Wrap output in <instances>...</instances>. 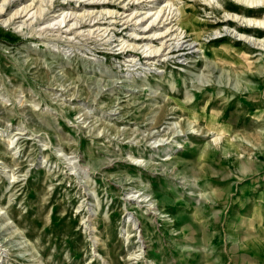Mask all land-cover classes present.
<instances>
[{"label":"rangeland","instance_id":"rangeland-1","mask_svg":"<svg viewBox=\"0 0 264 264\" xmlns=\"http://www.w3.org/2000/svg\"><path fill=\"white\" fill-rule=\"evenodd\" d=\"M105 1L0 0V264H248L264 30L219 38L234 0Z\"/></svg>","mask_w":264,"mask_h":264},{"label":"bare ground","instance_id":"bare-ground-1","mask_svg":"<svg viewBox=\"0 0 264 264\" xmlns=\"http://www.w3.org/2000/svg\"><path fill=\"white\" fill-rule=\"evenodd\" d=\"M35 1V0H34ZM43 1V0H42ZM48 1H50V0H48ZM140 1V0H139ZM153 1H156V0H153ZM206 1V0H205ZM235 2V4L238 6H234L233 7V11H228V10H226L225 9V7H224V11H225V18L223 19V21H222V23L224 24L222 27V29L220 30V36H219V38H223V37H226V36H231V35H233L234 34V31H231V30H229V29H226L225 28V25H233V26H235L234 27V29L235 30H237V31H240V29H242L243 27L244 28H249V29H251V28H253V29H261V30H264V18L262 19H259V18H257V17H250V16H248V15H246L249 11H247L248 9H259V8H264V1L263 0H234ZM207 2V1H206ZM44 3V2H43ZM42 3V4H43ZM104 4H109V2L107 1H105L104 0V2H103ZM31 4V3H30ZM93 4H96V3H93ZM30 6V5H29ZM172 6V5H171ZM240 6V7H239ZM27 8H30V7H28V5H27ZM42 8V7H41ZM173 8V7H172ZM25 9V8H24ZM168 9V8H167ZM237 9H240L239 11H236ZM26 10H28V9H26ZM159 10H161V8L159 9ZM185 10V9H184ZM23 11V10H22ZM39 11V10H38ZM223 11V12H224ZM29 12H30V10H29ZM41 12V11H40ZM94 12V11H93ZM161 12V11H160ZM172 12V11H171ZM180 12V11H179ZM214 12H220V11H218V10H216V9H214ZM158 13V12H157ZM165 13H167V12H165ZM239 13H242L243 15H241V14H239ZM17 14V13H16ZM22 14H23V12H22ZM26 14V13H25ZM33 14V13H32ZM89 14L91 15V13L89 12ZM88 14V15H89ZM110 14V13H109ZM160 14V13H159ZM194 14V12H191V15L190 14H187V13H183V12H181V13H179V17H178V20H179V22H178V24H179V28H181L183 31H185V33L188 35V32H189V28L190 29H192V30H194V28L192 27H190L189 25L191 24V21H192V19H193V17H192V15ZM40 15H41V13H40ZM74 15V14H73ZM77 15V14H76ZM155 16L157 15L156 13L154 14ZM154 15H152L150 18H152ZM169 15H170V13H169ZM196 15V14H195ZM241 15V16H240ZM63 16V15H62ZM68 16V15H67ZM159 16V15H158ZM164 16H165V14L162 16V18L160 19V21L161 22H159V24L160 25H163V27H166V26H169V25H171V23H172V18L170 19L171 21L170 22H168V20H169V16L168 17H166V20L164 19ZM23 17V16H22ZM29 17V16H28ZM157 17V16H156ZM65 18V17H64ZM70 18V17H69ZM75 18V17H74ZM84 18V17H83ZM91 19H92V21H96L98 18H92L91 17ZM122 19V18H121ZM153 20L155 19V18H152ZM64 20V22H66L65 20L66 19H63ZM163 20V21H162ZM62 21V20H61ZM60 21V22H61ZM69 21V20H68ZM89 21V20H88ZM91 21V22H92ZM121 21V20H120ZM119 21V22H120ZM112 22V21H111ZM118 22V23H119ZM126 22H127V20H126ZM125 22V23H126ZM99 23V21H97V23L96 24H98ZM137 23V22H136ZM60 24H63V22L62 23H60ZM96 24H94L93 26H95ZM135 24V23H134ZM152 27H154L155 26V21H152ZM150 24V25H151ZM58 25V24H57ZM49 26H51V25H49ZM48 26V27H49ZM62 26V25H61ZM157 26V25H156ZM65 27H68V24L65 26ZM73 27H74V25H73ZM69 28H71V26L69 27ZM175 28V27H174ZM145 30V29H144ZM195 32H196V35H195V39H194V41L195 42H197L198 40H197V38L198 37H200V35H201V32H199V31H196V30H194ZM255 31V30H254ZM91 32V31H90ZM166 32H169V28H167L166 29ZM259 32V31H258ZM81 33V32H80ZM198 33V34H197ZM242 33V35H240L239 36V38H238V40H240V41H244V42H249V43H251V44H253V45H259L261 42H257L256 40H254V39H252L250 36V34H247L246 32H241ZM259 34V33H258ZM158 35V34H157ZM165 35L163 34L161 37H158L157 36V38H162V37H164ZM218 36V35H217ZM155 37V36H154ZM188 36H186V37H184V39L186 40V38H187ZM173 38V37H172ZM218 38V37H217ZM167 39V38H166ZM175 39H176V37H175ZM178 39V38H177ZM109 40V39H108ZM168 40V39H167ZM170 40V39H169ZM182 40V39H181ZM163 42H164V40H163ZM188 42H190V39H188V40H186V41H183V42H181L180 44L178 43L176 46H175V48H179V49H177L178 51H187V48L185 47L186 46V43H188ZM166 43V42H165ZM175 43H177V42H175ZM161 44H163V43H161ZM189 45V44H188ZM126 46V45H125ZM163 46H165V45H163ZM138 48V47H137ZM165 48V47H164ZM167 48H171V46L170 45H167ZM125 49V48H124ZM135 49H136V47H135ZM140 49V48H139ZM160 51H161V49H159ZM156 51H157V49H156ZM136 52H138V51H136ZM147 52V51H146ZM149 52V51H148ZM148 52H147V54L145 55L146 57H149V58H151L152 56H157L156 54H153V52L152 53H150V54H148ZM158 52V51H157ZM156 52V53H157ZM155 53V52H154ZM186 53V52H185ZM188 54V53H187ZM182 56V55H181Z\"/></svg>","mask_w":264,"mask_h":264},{"label":"crops","instance_id":"crops-1","mask_svg":"<svg viewBox=\"0 0 264 264\" xmlns=\"http://www.w3.org/2000/svg\"><path fill=\"white\" fill-rule=\"evenodd\" d=\"M245 211L246 209L242 213L245 214ZM251 213L253 214L249 216V220L245 216L242 218L241 226L234 232L233 244L241 246L239 255L244 256L248 264H264V205L258 208L257 213L254 210Z\"/></svg>","mask_w":264,"mask_h":264}]
</instances>
